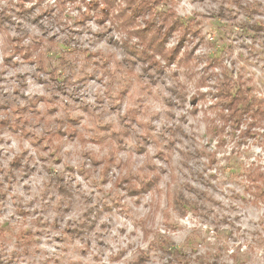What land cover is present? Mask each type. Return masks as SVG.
Returning a JSON list of instances; mask_svg holds the SVG:
<instances>
[{
	"label": "rangeland",
	"instance_id": "rangeland-1",
	"mask_svg": "<svg viewBox=\"0 0 264 264\" xmlns=\"http://www.w3.org/2000/svg\"><path fill=\"white\" fill-rule=\"evenodd\" d=\"M229 77L264 107V0H0V264H264Z\"/></svg>",
	"mask_w": 264,
	"mask_h": 264
},
{
	"label": "trees",
	"instance_id": "trees-1",
	"mask_svg": "<svg viewBox=\"0 0 264 264\" xmlns=\"http://www.w3.org/2000/svg\"><path fill=\"white\" fill-rule=\"evenodd\" d=\"M168 14V19L171 20L173 27H169L170 30L173 28L175 29H183L184 34H187L191 31L189 25L183 22L174 11H170ZM139 32V31H138ZM141 34L145 36L149 33L148 29H141ZM153 32V33H152ZM151 41L155 42V49L156 51L162 53L164 48L163 41H158L162 31L159 29L152 31ZM192 33V32H190ZM169 32H166V37L169 35ZM144 57H148L151 62L154 60V56H151L144 52ZM170 58L168 57V60ZM230 83L224 85L219 94L217 95L218 102L216 105L220 106V110H227L228 112L225 115L226 119H231L235 122H241V120L247 116L251 120H256L258 122L264 120V107H262L261 102L256 99L251 98V94H249V89L242 83H239L238 80L233 79L232 77L228 78ZM253 183L255 184L256 189V197L260 199H264V171H258L255 175L250 176ZM260 180V182H258Z\"/></svg>",
	"mask_w": 264,
	"mask_h": 264
}]
</instances>
